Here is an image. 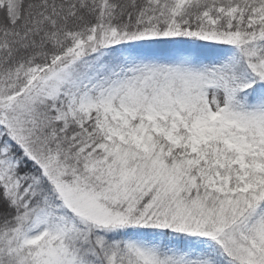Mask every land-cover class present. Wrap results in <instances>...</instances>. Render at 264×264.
Returning a JSON list of instances; mask_svg holds the SVG:
<instances>
[{
    "label": "snow or ice",
    "instance_id": "6c2138e0",
    "mask_svg": "<svg viewBox=\"0 0 264 264\" xmlns=\"http://www.w3.org/2000/svg\"><path fill=\"white\" fill-rule=\"evenodd\" d=\"M0 264H264V0H0Z\"/></svg>",
    "mask_w": 264,
    "mask_h": 264
}]
</instances>
